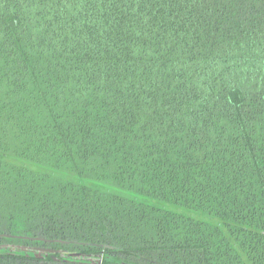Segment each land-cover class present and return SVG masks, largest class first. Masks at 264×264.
Returning a JSON list of instances; mask_svg holds the SVG:
<instances>
[{"label":"trees","instance_id":"obj_1","mask_svg":"<svg viewBox=\"0 0 264 264\" xmlns=\"http://www.w3.org/2000/svg\"><path fill=\"white\" fill-rule=\"evenodd\" d=\"M0 247L264 264V0H0Z\"/></svg>","mask_w":264,"mask_h":264},{"label":"flooded vegetation","instance_id":"obj_2","mask_svg":"<svg viewBox=\"0 0 264 264\" xmlns=\"http://www.w3.org/2000/svg\"><path fill=\"white\" fill-rule=\"evenodd\" d=\"M46 253L48 254V253H58V252H55L54 250H50L49 249V250L46 251ZM89 260H91V258H89Z\"/></svg>","mask_w":264,"mask_h":264},{"label":"water","instance_id":"obj_3","mask_svg":"<svg viewBox=\"0 0 264 264\" xmlns=\"http://www.w3.org/2000/svg\"><path fill=\"white\" fill-rule=\"evenodd\" d=\"M3 248H5V247H0V249H3Z\"/></svg>","mask_w":264,"mask_h":264}]
</instances>
